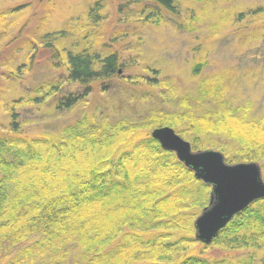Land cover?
I'll list each match as a JSON object with an SVG mask.
<instances>
[{
  "label": "trees",
  "instance_id": "obj_1",
  "mask_svg": "<svg viewBox=\"0 0 264 264\" xmlns=\"http://www.w3.org/2000/svg\"><path fill=\"white\" fill-rule=\"evenodd\" d=\"M151 2L154 12L157 7L177 11V0ZM104 7L98 1L91 6L95 24L103 19ZM52 43L48 46L60 59L55 67L64 65L66 75L32 97L36 103L50 99L64 81L89 92L92 84L103 87L117 72V52L70 51L62 40ZM62 96L57 108L70 107L81 95ZM220 104L198 113L196 104L184 102L182 113L150 114L141 122L84 115L55 134L33 136L23 135L11 112V126L0 131L2 264H209L188 249L198 244L192 224L209 201L211 186L196 179L151 133L140 132L169 125L196 150L206 146L204 137L215 127L227 126L241 146L235 157L261 158L264 115L254 119L243 109L244 116L239 108ZM262 200L236 213L205 246L249 249L250 254L212 264H253L256 255L264 258V208L255 206Z\"/></svg>",
  "mask_w": 264,
  "mask_h": 264
},
{
  "label": "rangeland",
  "instance_id": "obj_2",
  "mask_svg": "<svg viewBox=\"0 0 264 264\" xmlns=\"http://www.w3.org/2000/svg\"><path fill=\"white\" fill-rule=\"evenodd\" d=\"M97 1L105 7L103 19L95 24L89 12ZM177 2L173 13L161 7L154 12L151 0H0V131L11 126V112L17 114L13 119L23 135L33 136L55 134L84 115L141 122L150 114L182 113L184 102L196 104L198 113L225 102L240 114L243 109L248 117L260 119L264 0ZM59 40L70 51L86 47L99 54L117 52V72L103 87L92 84L89 92L64 81L50 99L36 103L32 97L66 75L64 65L55 67L60 60L57 50L48 46ZM69 93H79L80 100L57 108V99ZM228 129L215 127L204 137V148L191 149L221 152L228 164L256 162L264 181V155L258 160L235 157L241 146ZM255 206L263 212L264 200ZM192 225L194 235V221ZM209 244L198 240L188 252L207 258L209 264L250 254L249 249L225 252L217 245L205 247ZM3 261L1 254L0 264ZM253 264H264V258L256 255Z\"/></svg>",
  "mask_w": 264,
  "mask_h": 264
},
{
  "label": "water",
  "instance_id": "obj_3",
  "mask_svg": "<svg viewBox=\"0 0 264 264\" xmlns=\"http://www.w3.org/2000/svg\"><path fill=\"white\" fill-rule=\"evenodd\" d=\"M151 136L162 148L193 171L194 177L211 186L209 204L194 220L195 238L209 244L236 213L264 198V181L256 162L228 164L221 152L193 151L188 141L170 126L153 128Z\"/></svg>",
  "mask_w": 264,
  "mask_h": 264
}]
</instances>
